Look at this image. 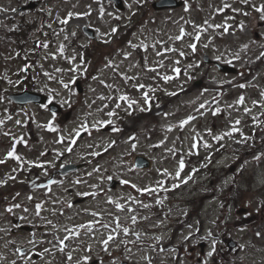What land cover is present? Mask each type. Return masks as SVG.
Segmentation results:
<instances>
[{
    "label": "rangeland",
    "instance_id": "374dc122",
    "mask_svg": "<svg viewBox=\"0 0 264 264\" xmlns=\"http://www.w3.org/2000/svg\"><path fill=\"white\" fill-rule=\"evenodd\" d=\"M124 1L126 9L122 12L114 9L108 0H47L41 6L43 11L35 10L37 27L29 35L33 42L39 38L48 41L45 34L60 25L69 11L89 12L88 16L70 19L68 30L81 33L80 44L92 46L81 27L88 24L95 28L98 43H110L112 36L117 37L147 4V0ZM185 1L181 8L152 13L154 21L137 31L132 43L122 48L123 54H96L77 45H66L64 53H59L57 49L62 43L72 42L68 32L47 49H39L35 43L24 48V55H34L36 51L39 57V70L25 72L33 79L24 82L26 87L33 88L35 84L44 89L49 87L54 96L65 102L66 111L73 112L60 125L64 126V143L62 135L56 136L43 128L54 120L52 114L32 109L34 119L25 127L34 129L39 137L29 136L27 146L21 148L22 166L21 161L6 159L11 146L5 143L8 140L0 138V160H5L0 164V170L5 171L0 178L5 181L0 184V264L13 261L15 264H149V260L151 264H228L232 260L237 264H264V207L259 197V187L264 184V96L261 95L264 93V56H261L264 20L251 7L264 4V0H249L248 4L239 0ZM225 4L231 8L217 11ZM233 8L240 11L234 12ZM215 25L227 26L229 31ZM112 28L117 31L112 33ZM181 29L186 35L177 40ZM255 31L260 32L258 37ZM191 43L197 44L195 52L188 46ZM9 46V43L0 46V78L7 76L16 83L23 67L13 52H22V47L12 44L9 51ZM166 49H175L173 68L165 59ZM181 51L185 55L181 56ZM51 53L56 54L55 58ZM205 53L235 65L238 72H221L215 64L203 61ZM73 55L77 59L69 63L66 57ZM82 58L89 60L83 63ZM77 67L76 71L70 70ZM177 67L179 74L173 72ZM57 68L64 71L56 72ZM89 69L99 74L88 80L80 97L73 78L85 76ZM45 72L55 79H49ZM164 75L173 79L164 81ZM139 85L145 87L141 89ZM144 93H148L152 103L145 102ZM121 95L137 103L129 107L127 101L118 99ZM241 95L245 103L237 105L235 101ZM3 97L6 99L5 94ZM7 106L8 102L0 103V112L7 111ZM245 107L250 112L245 113ZM216 108L221 111L216 113ZM109 112L116 116H109ZM120 112L125 115L119 117ZM188 116L195 118L180 127L179 122ZM15 117L16 114L12 115ZM112 117L117 121L110 127L106 126L108 123H100ZM237 119L240 132L220 141L213 139L229 131ZM22 120H25L23 115ZM6 122L1 128L12 129L13 125L7 126ZM81 125L87 132L81 130L83 135L76 137L74 133ZM21 129H16V134ZM207 129H211V135ZM197 134L198 147L192 149ZM205 143L210 147L205 148ZM137 155L151 159L152 166L136 168ZM181 158L185 167L176 177ZM59 160L88 164L77 173L50 182L48 178ZM37 164L45 166L42 172ZM165 169L167 176L163 174ZM236 174L245 184L243 192L231 188ZM109 177L129 183H116L112 188ZM158 181L163 182V187L152 194L137 191L157 188ZM133 184L137 187L133 188ZM173 184L178 187L173 188ZM165 188L168 190L164 191ZM157 199L162 203L157 204ZM112 201L123 204L124 209H118ZM10 205L13 209L8 212ZM129 208L133 211H128ZM195 212L198 214L193 215ZM132 216L137 217L135 224L131 222ZM117 217L120 229L116 228ZM123 227L130 231L124 233ZM209 231L218 241L211 257L207 256L211 238L204 239ZM257 232L261 235L257 236ZM109 234L114 239L105 249L102 241ZM233 240L237 242L238 252ZM85 256L89 260L85 261Z\"/></svg>",
    "mask_w": 264,
    "mask_h": 264
},
{
    "label": "snow or ice",
    "instance_id": "6c2138e0",
    "mask_svg": "<svg viewBox=\"0 0 264 264\" xmlns=\"http://www.w3.org/2000/svg\"><path fill=\"white\" fill-rule=\"evenodd\" d=\"M109 2L111 3V0H109ZM136 2L139 3V0H136ZM239 2L242 3V4H248V3H249V0H239ZM129 7H131V5H129ZM251 7H252L257 13L260 14V16H259L260 20H264V4H260L258 7H257L256 5L253 4V5H251ZM224 8H231V5H229V4H225V5L223 6V8H219V9H217V11H223ZM0 11H8V9H6V8H0ZM11 11L15 12V11H17V9L13 8V9H11ZM232 11H234V12H239L240 9H235V8H233ZM100 12H101V13L104 12L103 7L100 8ZM89 14H90L89 12H83V13H81V12H71V11H69V12L67 13L66 18L60 20V23H61V24H67V23L69 22V20L72 19L73 17H77V18H78V17H84V16H88ZM243 14H244V15H248V13H246V12L243 13ZM205 23H207V21H205ZM48 27H51V25H48ZM197 27L199 28L200 26H197ZM215 27H217V28L223 27L224 32H228V31H229V29H228L227 26L215 25ZM240 27L243 28V24H241ZM116 31H117L116 28H112V29H111V32H112V33H115ZM53 34L56 35V33H53ZM71 35H72V36H76V33H75V32H72ZM183 35H186V33H184V30L181 29V35H180V36H177L176 39H177V40L182 39V36H183ZM65 39H67V37H65ZM195 39H196L197 41L200 39V34H199V32H197V35L195 36ZM106 42H107V41H106ZM40 46L43 47V48H45V49H47L48 46H49V44H48L47 41H44V42H41ZM142 46L145 47V48L147 47L146 45H142ZM188 46H189V48L192 49L193 52H195L196 49H197V44H196V43H191V44H189ZM65 47H66V45H64V44L62 43V44L58 47L57 51H58L59 53H64V51H65ZM132 47H136V45H132ZM205 47H207V45H205ZM244 47L247 48L248 46H247V45H244ZM165 51H175V49H166ZM160 54H161V53H157V55H160ZM50 55H51L53 58H55V55H56V54H55V53H51ZM127 55H129V54H128V53H125V56H127ZM180 55L183 56V55H185V53H184L183 51H181V52H180ZM261 56H264V53H261ZM46 58H47V57H46ZM66 59L69 61V63H72V62H74V61L77 59V57H76V55H73V56H70V57H66ZM216 59L219 60L220 57H216ZM109 63H110V62H109ZM177 63H178V62H177ZM188 67H192V65H188ZM26 70H27V68L21 69V71H26ZM70 70H71V71H76V70H78V67H77L76 69H70ZM152 70L155 71V69H152ZM62 71H64V70H63V69H59V68L56 69V72H62ZM173 72H175L176 74H179V73H180V68H178V67H177V68H174V69H173ZM44 75L47 76L49 79H55V77L52 76L50 73L45 72ZM93 78L95 79V77H93ZM4 79L8 80L7 76H5ZM73 79H74V78H73ZM162 79H163L164 81H169V80L173 79V77L168 76V75H164V76L162 77ZM70 82H71V81H70ZM8 83H9V84H12L13 81L8 80ZM16 83H19V81H16ZM60 83L63 84V86H64L65 88H68V84H67V83H64L63 80H61ZM102 83H103V81H102ZM245 86H246V85H240L241 88H243V87H245ZM139 87L142 89V88H144L145 86H144V85H139ZM171 95H175V93H171ZM261 95L264 96V93H262ZM52 98H53V97H52V95L50 94V95H49V102H51V99H52ZM102 98H103V97H102ZM3 99H4V97H3V96H0V100H3ZM118 99H120V100H122V101H127L129 107H132L133 105H135V104L137 103V101L131 100L127 95H121V96L118 97ZM144 100H145L146 103L148 102V100H149V95H148V93H144ZM9 103H11V100H9ZM28 103H31V101H28ZM235 103H236L237 105H243V104L245 103V97H244L243 95H241V96L235 101ZM256 103H258V102H257V101H253V104H256ZM204 106H205L204 104H201V105H200L201 108H204ZM41 107H42V108H48V105H47V104H42ZM117 107H120V105L117 104ZM229 107H231V105H229ZM141 110H144V109H141ZM220 111H221L220 108H216V110H215L216 113H219ZM244 112H245V113H248V112H250V109L247 108V107H245V108H244ZM52 115H53V119H54V118H55V113H53ZM108 115H109V116H113V115H115V113H114V112H109ZM194 118H195V117H193V116H188L186 119L181 120V121L179 122V126H180V127H183L184 125L188 124L189 121L193 120ZM8 119H11V117L9 116ZM255 119H256V118L253 117V120H254V121H255ZM3 123H4V120H0V125H2ZM21 123H22L21 120H19V119L16 120V124H17V125H19V124H21ZM100 123H101V124H104V123H111V121H101ZM239 124H240V120L237 119V120L234 122V124L232 125V127L230 128L229 131L223 132V133H221V134H219V135H215V136H213V139H214V140H217V141H220V140H223L225 137H231V136L233 135V133L240 132L241 130L236 126V125H239ZM45 127L48 128L50 131H57V129L52 125L51 122H49L47 125H45ZM92 127H96V125H92ZM169 129H171V126H169ZM81 130L87 132V128H86L84 125H81V129L76 130L75 133H74V135H75L76 137H79V136H80V131H81ZM118 130H119V129H117V128H113V131H118ZM206 131H208V133L211 135V129H207ZM4 135H5V136H8V135H11V134L6 132V133H4ZM13 139H16V138H13ZM198 139H199V135L197 134L196 139H194V141H193V143H192V145H191V148H192V149H195V148L198 147V143H197V140H198ZM245 139H246V138H245ZM62 140H63V137H61V141H62ZM17 142L27 143V141L23 140V137L19 138V140H18ZM72 142L75 143L76 141L73 140ZM240 142L243 143L244 140L242 139ZM161 143H163V141H161ZM204 147H205V148H208V147H210V145H208L207 143H205V144H204ZM68 150L71 151V149H68ZM170 151H171V150H170ZM41 155H43V153H41ZM92 155H98V153H92ZM7 158H13V159H15V160H17V161H21V166H22V157H20L19 155H17L16 150H15V144L13 145L12 150H10V151L7 152L6 159H7ZM257 159H258V157H257ZM3 163H5V160H0V164H3ZM28 163H29V164H32L33 162H32V161H28ZM35 166H37V167H41V168L44 167L43 164H37V165H35ZM184 167H185V161H184V159L181 158L180 161H179L178 169H177V171H176V177H179V176H180V173H181V171L184 169ZM163 174H164L165 176L169 175L167 169L163 170ZM10 178H11V179H14V177H10ZM109 179H112V177H109ZM50 182H51V181H50ZM2 183H5V181H0V184H2ZM122 183H124V184H128L129 181L124 180V181H122ZM132 187H133V188H136L137 186H136L135 184H133ZM162 187H163V182H162V181H158V182H157V188H151V187L138 188L137 191L142 192V193H149V194H152V193L156 192L159 188H162ZM172 187L175 188V187H178V185H177V184H173ZM167 190H168V189H166V188L164 189V191H167ZM17 195H18V194H17ZM82 195H89V194H88V193H82ZM92 195H95V193H93ZM29 199H31V197H29ZM129 199H130V200H135L134 197H129ZM109 200H111L110 197H109ZM112 202L116 204V207H117L118 209L123 210L124 207H125L123 204L117 203V202H115V201H112ZM135 202H136V203H141V206H142V207H145V208L149 207V205H147V204H142V202H140V201H135ZM156 203H157V204H160V203H162V201H161L160 199H157V200H156ZM15 206H16V207H19V205H15ZM39 207H40V205L37 204V208H38V209H39ZM7 211H8V212H11L12 209H11V208H8ZM128 211H133V209L129 208ZM94 215H95V213H94ZM145 219H147V218L145 217ZM116 220H117L116 228H117V229H120L122 226L118 223V221H119V217H117ZM136 221H137V217H136V216H132V217H131V222H132L133 224H135ZM81 227H85V226L82 225ZM88 227H91V223L88 225ZM104 227H108V225H104ZM122 230H123L124 233H128V232L130 231L128 227H123ZM139 235H140L139 233H136V236H137V237H139ZM189 235H191V233H189ZM256 235H257V236H260L261 233H260V232H257ZM187 238H188V237H185V240H187ZM209 238H211V246H210V250H209L208 253H207V256L211 257V256H213V254L216 252V245H217L218 241H217L216 238L213 237V233H212L211 231H209L208 234H207V236L204 237V239H209ZM113 239H114V236H113L112 234H109L108 237H107V239H105L104 241H102V243L105 245V249H107L108 242L111 241V240H113ZM157 239H160V238L158 237ZM60 243L63 244L64 241L62 240ZM241 247H243V246H241ZM61 250H63V249H61ZM161 250H162V249H161ZM17 251L19 252L20 250L17 249ZM45 251H47V249H46ZM69 259H71V254H69ZM84 260H85V261L89 260V257L85 256V257H84ZM12 264H15V261H13ZM149 264H151V261H150V260H149Z\"/></svg>",
    "mask_w": 264,
    "mask_h": 264
},
{
    "label": "water",
    "instance_id": "95a60500",
    "mask_svg": "<svg viewBox=\"0 0 264 264\" xmlns=\"http://www.w3.org/2000/svg\"><path fill=\"white\" fill-rule=\"evenodd\" d=\"M164 1H169V0H163V1L159 2L158 4H163ZM148 162H149V161H148L147 159H145L143 163L137 162V165H138V166H147V165L149 164ZM78 167H79V165H76V164H70V165H68V166L66 167V169H67V171H69V170H72V169H76V168H78Z\"/></svg>",
    "mask_w": 264,
    "mask_h": 264
},
{
    "label": "trees",
    "instance_id": "16d2710c",
    "mask_svg": "<svg viewBox=\"0 0 264 264\" xmlns=\"http://www.w3.org/2000/svg\"><path fill=\"white\" fill-rule=\"evenodd\" d=\"M236 188L238 189V188H242L241 187V185H240V183H239V181H237L236 182ZM240 190V189H239ZM238 190V191H239ZM259 190H260V192H259V197H261V203H262V205H263V207H264V186H260L259 187ZM242 191V190H241ZM243 192V191H242ZM243 195V194H242Z\"/></svg>",
    "mask_w": 264,
    "mask_h": 264
}]
</instances>
